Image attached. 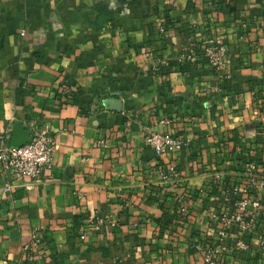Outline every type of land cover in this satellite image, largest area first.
Masks as SVG:
<instances>
[{"label": "crops", "instance_id": "crops-1", "mask_svg": "<svg viewBox=\"0 0 264 264\" xmlns=\"http://www.w3.org/2000/svg\"><path fill=\"white\" fill-rule=\"evenodd\" d=\"M219 37L229 78L184 55ZM43 129L52 168L7 193L0 173V264H205L218 243L264 264V191L218 238L264 177V0H0V143ZM150 132L186 144L157 155Z\"/></svg>", "mask_w": 264, "mask_h": 264}, {"label": "built area", "instance_id": "built-area-1", "mask_svg": "<svg viewBox=\"0 0 264 264\" xmlns=\"http://www.w3.org/2000/svg\"><path fill=\"white\" fill-rule=\"evenodd\" d=\"M184 55L191 65L194 64V57H204L205 64L211 70H217L219 73L224 74L223 78H229V75L224 73L228 67L229 59L226 54L224 40L216 38L215 40L206 42L204 45H188L184 48ZM201 55V56H200ZM195 67V65H193ZM74 91L70 84L63 83L62 96L72 101ZM146 144L157 155H162L170 152H178L182 150L186 144L179 136H174L170 133L150 132L145 137ZM54 151L55 141L50 132L46 129L41 131H31L28 135V141L23 145L15 148L10 146V143H0V173L9 177L11 182L5 183L2 191L7 193L11 190L16 182L25 180H38L44 171H49L54 164ZM247 189V190H246ZM245 193L252 190L255 194L254 198H244L235 204L234 212L231 215L223 217V223L218 230V238L220 241L228 239V233L233 225H238L242 230L248 229L251 221L246 217L247 207L249 204H256L257 195L264 191V177L256 175H249L246 179ZM254 199V200H253ZM180 212L185 215L187 208L184 204L179 206ZM106 225L110 228L115 227V223L106 221V223L99 221L93 224V228L98 231H105ZM85 230L78 229V237L83 240L85 238ZM40 236H34L31 247L33 250L41 244ZM261 245L264 247V240L262 239ZM230 246V245H229ZM217 251L212 247L208 248L203 253V261L205 264H219V257L233 250L232 247H223L217 244ZM235 248L244 250L245 245L243 241L237 240L234 243Z\"/></svg>", "mask_w": 264, "mask_h": 264}, {"label": "water", "instance_id": "water-1", "mask_svg": "<svg viewBox=\"0 0 264 264\" xmlns=\"http://www.w3.org/2000/svg\"><path fill=\"white\" fill-rule=\"evenodd\" d=\"M29 134L30 133H27L25 135V137H17V136L13 137L12 141L10 142V146L17 148V147L23 145L24 143H26L28 141V135Z\"/></svg>", "mask_w": 264, "mask_h": 264}]
</instances>
